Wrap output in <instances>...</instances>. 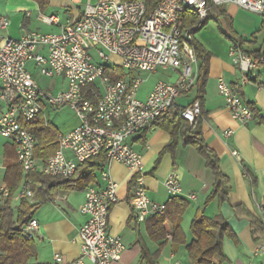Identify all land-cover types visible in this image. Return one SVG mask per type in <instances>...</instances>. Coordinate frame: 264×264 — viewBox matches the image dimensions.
Returning a JSON list of instances; mask_svg holds the SVG:
<instances>
[{
    "label": "built area",
    "instance_id": "built-area-1",
    "mask_svg": "<svg viewBox=\"0 0 264 264\" xmlns=\"http://www.w3.org/2000/svg\"><path fill=\"white\" fill-rule=\"evenodd\" d=\"M234 4L247 12L264 17V0H162L151 12L141 0H89L81 19L65 26L57 34L26 33L21 39L7 38L0 44V98L7 109L0 114V138L13 143L23 172H38L50 178L71 179L88 160L105 155L108 161L123 164L136 173L131 203L136 220L163 216L166 205L151 201L143 185V157L129 141L154 127L179 98L192 92L197 81L198 58L194 47L195 31L211 19L214 7ZM196 23L185 26L187 16ZM49 26L60 23L57 16H41ZM8 19L0 16L5 28ZM243 73L240 87L220 81L218 89L232 118L241 125L254 121L255 115L241 95L249 75L264 66V49L256 57L237 49L230 53ZM33 64L42 77L61 78L66 88L53 93L43 88L28 68ZM120 69L125 78L113 82L108 70ZM172 71L174 82L159 81L145 100L139 98L144 79L138 71L156 73ZM100 82L101 86L98 85ZM54 110L70 108L80 119L79 127L67 134H58L59 149L47 164L40 166L35 157L36 137L23 122H31L43 114L44 104ZM182 116L193 124L201 118V106L195 102L184 108ZM232 131L225 132L231 136ZM70 151L72 158L66 156ZM232 156L240 160L237 151ZM26 176L20 196L35 198L32 181ZM106 189L89 187L80 213L88 218L79 230L81 256L69 264H115L125 250L123 240L109 233L110 212L118 201L117 184L108 174ZM170 197L182 192L176 172L165 181ZM11 196L7 187H0V203ZM191 199L196 196L192 195ZM40 223L31 219L23 228L26 238L35 240ZM56 263L63 258L55 257ZM178 264V263H177Z\"/></svg>",
    "mask_w": 264,
    "mask_h": 264
},
{
    "label": "crops",
    "instance_id": "crops-1",
    "mask_svg": "<svg viewBox=\"0 0 264 264\" xmlns=\"http://www.w3.org/2000/svg\"><path fill=\"white\" fill-rule=\"evenodd\" d=\"M83 1L0 0V16L6 17L9 22L5 28L0 26V44L7 38L21 39L30 32L60 33L65 26L81 19L85 8L78 11L77 7ZM59 11H64V19ZM41 16H57L60 23L46 25L41 21ZM191 25L192 21L188 26ZM195 40L210 56L207 79L202 85L198 83L199 61L196 85L190 94L178 99H184L185 103L176 102V107L186 108L197 102L201 88L202 115L199 130L207 145L219 157L221 169L229 178L228 201L220 204L215 199L207 204L215 176L207 167L205 159L194 146H184L182 141L173 151L165 153L172 141L171 135L154 126L146 133L131 138L129 143L143 157L146 172L143 185L151 201L166 206L175 198L188 202V209L181 222L186 244L175 246L172 238H168L163 245L153 240L148 232L149 221L153 218L138 223L135 207L131 203V182L136 173L119 162L108 161L103 170L96 171L86 183H71L70 186L74 187L71 190H51L52 200L46 201L36 210L33 218L39 221L40 230L34 240L37 256L31 260V264H69L81 256L79 230L88 218L80 213V208L89 187L107 188L108 181L103 179V172L117 184L118 201L111 209L108 230L111 235L122 238L125 250L115 264H193L186 246L193 241L191 225L200 213L207 218L221 216L232 230L233 235L222 242V250L227 258L224 264H264V235L261 231L255 234L251 225V220L255 219L264 226V66L253 71L248 77L249 83L241 88L243 100L255 112L253 122L241 125L235 121L218 89L220 81L233 87L241 86L244 75L233 62L231 50L242 49L250 56H258L264 49V17L242 10L234 4L222 5L218 7L215 18L195 33ZM28 68L34 75L33 64H29ZM164 75L166 79L157 80L144 92L140 90L139 98L145 100L159 81L176 80L172 71H164ZM6 109L7 105L0 98V114ZM43 109V116L50 124L46 113L53 108L45 103ZM73 114L64 126L55 127L58 134H67L80 126V119ZM227 131L233 134L226 136ZM233 151L239 153L240 160L232 156ZM66 156L72 158L71 152L66 151ZM16 163L13 143L0 142V187H8L7 171ZM172 172L177 173L181 182L182 192L178 197H170L164 184ZM26 176L24 173V178ZM76 179H79V175ZM22 184L12 199L15 211L23 199L20 196ZM192 195L196 198L191 199ZM29 202L37 204L39 201L34 198ZM236 207L241 208L235 210ZM57 255L63 258L62 263L55 262Z\"/></svg>",
    "mask_w": 264,
    "mask_h": 264
},
{
    "label": "trees",
    "instance_id": "trees-1",
    "mask_svg": "<svg viewBox=\"0 0 264 264\" xmlns=\"http://www.w3.org/2000/svg\"><path fill=\"white\" fill-rule=\"evenodd\" d=\"M37 1L44 2L45 0ZM123 1L131 2L137 0ZM141 1L146 3L148 11L151 12L162 0ZM217 10L218 7L212 9L210 20L215 18ZM191 21L192 24L196 23V17L194 15H189V19L185 21V26H188ZM209 21L199 25L195 33ZM194 47L197 58L201 61L198 83L202 85L207 79L210 56L196 40ZM240 50L244 53L242 49ZM108 75L113 82L125 78L124 72L120 69L108 70ZM197 102H199L202 109L201 88ZM184 110V108L176 107L175 105L169 112L161 116L154 125L171 135L172 141L164 152L173 151L179 145L180 141H182L184 146H194L198 153L205 159L207 167L212 170L215 176V183L207 204L215 199H218L220 204L225 203L228 201L230 193L229 178L221 169L219 157L207 145L201 135L199 130L201 120L197 119L193 124H190L182 116ZM253 113L255 115L254 111ZM23 127L37 139L35 157L41 163L47 164L49 159L59 149L58 130L46 122L43 114L38 115L31 122H23ZM107 162L108 159L105 155L92 158L82 164L78 168L75 176L71 179L50 178L38 172L29 174L27 177L32 181V189L36 192L35 198L39 202L37 204H30L28 199L23 198L20 206L15 211L12 207V199L25 179L24 172L17 160V163L8 169L6 176L7 188H9L11 196L0 203V264H31V260L37 256L36 246L34 240L26 238L23 233V228L33 219L36 210L46 201L52 200L50 196L51 190L58 188L71 190L74 188L70 186L71 183H86L96 171H102ZM78 175L79 179H76ZM38 184L41 187H37ZM134 185L135 179L131 182V188ZM188 206V202L182 199L175 198L170 200L166 206L164 215L156 216L149 221L148 232L153 240L163 245L168 238H172L173 245H185L186 238L181 227V222ZM240 208L236 207L235 210ZM251 225L255 234L261 231L264 235V226L260 221L252 219ZM191 232L193 241L186 246V250L193 264L226 263L227 258L222 250V242L226 237H231L233 233L229 224L221 216L207 218L202 213L198 214L192 222Z\"/></svg>",
    "mask_w": 264,
    "mask_h": 264
},
{
    "label": "rangeland",
    "instance_id": "rangeland-1",
    "mask_svg": "<svg viewBox=\"0 0 264 264\" xmlns=\"http://www.w3.org/2000/svg\"><path fill=\"white\" fill-rule=\"evenodd\" d=\"M99 0H91L92 5H96ZM88 0H84L81 5H79L77 10H84V8L87 6ZM59 15L64 19L65 14L64 11H59ZM34 75L36 80L44 87H48L53 93H58L61 90H64L66 88V85H64L63 80L61 78H55V79H48L45 77H42L40 73L37 70H34ZM136 78L144 79L145 82L142 84L141 89L142 92L148 90L157 80H164L166 79L164 75L163 70H158L156 73H148V72H141L138 71L135 73ZM98 85L101 86L100 82H98ZM102 88V86H101ZM185 100H177V102H184ZM185 103V102H184ZM47 118L50 122V124L53 127H62L64 124L69 122L72 117L74 116L73 112L66 108L64 110H51L48 111ZM6 142L7 140L0 138V142Z\"/></svg>",
    "mask_w": 264,
    "mask_h": 264
}]
</instances>
